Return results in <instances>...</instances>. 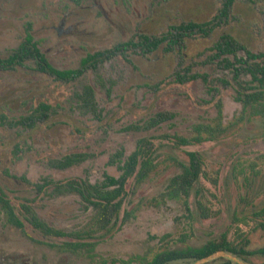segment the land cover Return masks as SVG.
Instances as JSON below:
<instances>
[{
  "label": "rangeland",
  "instance_id": "374dc122",
  "mask_svg": "<svg viewBox=\"0 0 264 264\" xmlns=\"http://www.w3.org/2000/svg\"><path fill=\"white\" fill-rule=\"evenodd\" d=\"M221 4L222 0H83L80 4L0 0V57H7L30 27L33 41L52 66L75 69L87 54L136 41L141 34L159 36L181 23L209 21ZM222 34L252 52L264 51V0H234L220 26L207 37L186 38L181 50L167 51L163 44L147 55L128 51L125 57L98 63L72 82L35 71L32 61L0 71V116L6 118H0V193L24 227L20 231L6 224L0 214V264H95L134 255L151 258L163 248L199 246L226 230L233 239V214L245 215L264 205V121L255 118L230 126L214 142L175 147L167 138L189 136L194 124L210 122L217 115L218 102L225 125L240 114L233 88L221 83L230 82L231 75L205 62ZM176 72L208 75V82L198 78L181 83ZM86 85L94 91L100 119L77 108L76 95ZM38 103L51 107L44 122L27 129L10 125V120L27 115ZM159 112L173 117L153 129L143 128ZM130 125L138 129H125ZM142 137L150 138L157 149L156 168L139 184L128 181L120 215L134 210L133 215L86 240L96 242L90 253L51 248L48 244L75 240L45 237L24 220L22 204L53 228L66 232L84 228L92 210L83 209L75 192L55 185L74 178L99 183L104 175L118 177L117 164L109 159L121 149L127 156ZM187 152L198 153L204 164L207 178L200 177L198 186L204 188L203 202L215 213L208 219L197 216L193 192L187 200L190 219L181 202L159 197L168 180L180 172L178 164H187ZM73 153L87 158L66 169L49 165ZM43 180L50 185L39 190ZM250 226L239 225L244 232ZM164 234L169 235L165 242L151 238ZM183 235L184 243L179 239ZM248 237L250 248L264 244V231H250ZM248 264H264V258L249 257Z\"/></svg>",
  "mask_w": 264,
  "mask_h": 264
},
{
  "label": "trees",
  "instance_id": "16d2710c",
  "mask_svg": "<svg viewBox=\"0 0 264 264\" xmlns=\"http://www.w3.org/2000/svg\"><path fill=\"white\" fill-rule=\"evenodd\" d=\"M74 4H79L82 0H70ZM234 0H222L219 12L209 21L205 22H187L172 26L169 30L159 36L139 35L136 41L116 44L115 46L87 54L79 62L75 69H57L52 66L44 54L38 49L36 42L29 32L28 27L25 31L22 42L7 57H0V71H11L16 66H23L25 62L32 61L34 70L45 74L55 80L63 82H72L89 70L96 69L97 64L104 60H109L117 55L126 56L128 51H134L140 55H147L165 45L167 51L174 48L181 50L184 40L193 35L207 37L216 27L220 26L224 19L229 15ZM211 54L206 58V63H213L221 71H227L230 75V82L221 81L225 87H232L234 100L241 105L240 114L234 120L225 125L222 120V110L220 102L217 103V115L205 123H196L191 127L189 136L172 135L167 136L175 147L189 146L192 144H201L204 142H214L223 136L230 126L242 123L249 119L260 118L264 121V51L252 52L246 49L242 44L236 41L228 34H222L212 45ZM175 78L183 83L188 80L201 79L208 82V75L203 74H181L175 73ZM77 108L86 114H91L95 119H100V110L98 109L94 97V91L90 85H86L76 95ZM51 111V107L45 103H38L36 107L31 108L30 113L20 116L9 123L12 126L21 128H32L37 123L44 122ZM173 115L168 112H159L145 121L143 128L153 129L160 124L172 119ZM1 119L6 120L2 115ZM138 129L137 126H128L125 129ZM156 147L148 137L139 138L133 151L127 156L123 155V150L117 151L109 159V163L117 164L120 172L118 177L104 175L99 183H90L87 180L77 178L66 181L63 185H55L57 189L75 192L82 203L85 211L92 210V216L84 228L74 231H63L49 226L41 220L30 206L22 204L24 220L35 230H38L43 236L49 237H69L75 241L62 242L60 244H48L51 248L70 253H81L85 251L90 253L96 245V242H88L98 233L108 232L119 221L125 223L133 215V211L123 210L122 205L127 195L126 184L132 180L134 185L143 182L149 174L156 168ZM187 164H178L180 172L172 176L167 183L165 191L160 194L162 200L179 201L183 205L186 217L191 218L192 213L188 206V197L194 193L197 197L195 208L197 216L201 219H208L215 213L203 202L201 192L202 186H198L200 177L207 178L204 171V164L196 152H187ZM87 158L85 154L73 153L55 159L49 162V165L55 169H66L75 164L84 161ZM215 184V180H211ZM50 185L48 180L37 187L39 190ZM203 188V189H202ZM62 190V191H63ZM155 199H152L151 202ZM0 214L3 216L6 224L23 231V223L17 217L12 205L0 193ZM250 226L248 232H244L239 225ZM233 230V239L228 237V230L221 233L217 239L208 240L199 246L163 248L154 253L151 258L134 255L126 260L111 258L110 260H101L95 264H191L200 259H204L219 251H224L233 255L244 264H248L249 257L264 258V244L257 248H250V231H264V205L253 207L245 215L239 216L233 214L231 227ZM230 227V228H231ZM229 229V228H228ZM158 241L165 242L169 238L168 234L161 237H151ZM180 242L186 241V235L181 236ZM202 264H236L225 257H218Z\"/></svg>",
  "mask_w": 264,
  "mask_h": 264
},
{
  "label": "water",
  "instance_id": "95a60500",
  "mask_svg": "<svg viewBox=\"0 0 264 264\" xmlns=\"http://www.w3.org/2000/svg\"><path fill=\"white\" fill-rule=\"evenodd\" d=\"M218 257H225V258L231 260L232 262H234L236 264H244L243 262H241L240 260H238L233 255L228 254V253H226L224 251H219V252H217V253H215V254H213L211 256H208V257H206L204 259H200V260L195 261V262H193L191 264H202V263H205V262L209 261V259H214V258H218Z\"/></svg>",
  "mask_w": 264,
  "mask_h": 264
},
{
  "label": "flooded vegetation",
  "instance_id": "af4514ba",
  "mask_svg": "<svg viewBox=\"0 0 264 264\" xmlns=\"http://www.w3.org/2000/svg\"><path fill=\"white\" fill-rule=\"evenodd\" d=\"M68 1H70V0H68ZM82 1H83V0H82ZM82 1H81V2H82ZM70 2H71V1H70ZM81 2H80V3H81ZM80 3H79V4H80ZM29 30H30V29H29ZM29 32H30V31H29Z\"/></svg>",
  "mask_w": 264,
  "mask_h": 264
}]
</instances>
